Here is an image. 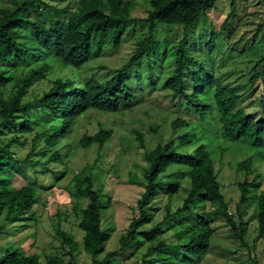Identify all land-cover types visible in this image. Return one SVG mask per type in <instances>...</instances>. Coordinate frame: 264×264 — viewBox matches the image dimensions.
<instances>
[{"label":"rangeland","instance_id":"1","mask_svg":"<svg viewBox=\"0 0 264 264\" xmlns=\"http://www.w3.org/2000/svg\"><path fill=\"white\" fill-rule=\"evenodd\" d=\"M41 1L39 12L31 10L23 18L48 26L47 12L55 16L56 10L74 12L80 0ZM131 1L135 4L133 16L147 18L152 0ZM232 1H219L216 5L218 7L208 12L191 29L159 27L151 54L145 55L128 72L129 83L141 92L142 101L131 110H122L117 114L88 112L79 119L72 133L67 134L57 148H52L47 142L52 115L46 114L37 106V101L50 85L48 82L37 83L29 90L24 99V103L30 105L28 112L18 116V122L10 128L1 127L0 138L9 144L14 153V161L21 171L14 179V186H35L39 190L38 202L28 212L31 220H22L21 217L28 215H19L20 219L14 221H7L4 215L0 220V227L4 228L0 232L2 256L8 251L19 249L39 255L41 264H49L55 257H61L66 264L103 263L109 253L120 248L121 240L128 235L133 220L140 216L138 201L146 187V153L154 150L160 143L175 139L177 133L172 131V123L181 115H188L193 132L201 141L207 142L212 151L223 195L230 204V215L238 223L242 216L238 211L241 201L239 185L245 181V175L238 170V166L247 158L253 157L257 173L262 175L251 189L253 197L250 208H243V220L248 223V246L230 232L223 217L214 214L212 208H217L218 205H208L206 211L213 231L212 246L207 256L195 264H264V235L260 236L259 233L255 200L256 195L264 193V153L260 152L264 150V143L258 145L249 140L230 142L221 131L216 110L206 120H200L197 114H188L183 109L181 100L172 97L162 87L164 80L174 70L180 42L188 35L185 48L189 50L195 63L201 66L206 61L215 79H220L222 83L233 87L242 85L243 100L239 108L256 115L262 113L264 106L260 99L264 97V81L258 80L253 85L251 79L259 67L264 44L253 46L250 39L259 28L264 30V0H234L237 3L236 15L228 25H224L231 11ZM45 4L49 10L43 11ZM3 5H9V1L0 4ZM57 19L67 20L68 16L57 15ZM149 28V25L134 23L119 50L106 51L102 57L79 69L82 79L107 81L116 75L135 56L141 42L149 38ZM213 32L216 34V51L210 58L207 57L204 45ZM23 33L22 40L31 45V32L24 29ZM200 40L203 46L199 44ZM44 60L57 64L50 55H45ZM155 62L156 68L158 67L156 72L160 76L153 80L151 66ZM43 64L41 55L36 68ZM30 69L16 67L11 70L4 90L7 95ZM26 116L33 120L32 132L24 130ZM100 128L112 130L113 138L104 147H83L81 139L86 134H96ZM38 133L45 134L35 145ZM57 149H60L61 161L53 160ZM177 171L183 172V169L172 167L167 177L175 173L174 178L180 180V187L172 199L166 191H161L149 210L153 215V222L141 229L150 230L162 224L161 237L152 243L145 242L127 248L110 264H190L184 258V250L179 248L188 244V241L180 239L181 220L176 215L189 195L190 180L178 175ZM89 176L93 179L94 187L102 192V227L110 234L104 250L95 258L84 250V233L79 228L81 208L88 204V199L79 192V184ZM168 206L172 217L166 221ZM196 210L193 211L196 219L204 216V210ZM60 231L70 235L78 245L72 254V246L66 243Z\"/></svg>","mask_w":264,"mask_h":264},{"label":"trees","instance_id":"2","mask_svg":"<svg viewBox=\"0 0 264 264\" xmlns=\"http://www.w3.org/2000/svg\"><path fill=\"white\" fill-rule=\"evenodd\" d=\"M9 1V5L0 6V128H10L16 119L28 112L30 105L24 103L29 90L37 83H49V89L37 101V106L46 114L52 115L47 132V142L52 148L72 133L80 118L90 111L117 114L122 110H131L138 105L143 96L129 83L128 72L134 68L145 55L151 54L156 44V32L159 27H184L191 29L208 12L213 11L222 0H152L148 17L135 18V4L131 0H80L74 12L56 10V16L47 12L49 25L28 21L23 15L31 10L40 11L41 0H0ZM237 3L232 1L231 11L224 25H228L236 15ZM49 10L48 5L45 8ZM42 14V13H41ZM66 14L67 20H58L57 15ZM134 23L149 25V38L141 42L135 56L116 75L107 81H84L79 69L103 56L106 51H117ZM264 24V21L262 22ZM28 29L32 44L28 45L22 37L23 30ZM188 35L180 42L176 54L174 70L163 82V89L172 97L181 100V105L188 114L195 113L198 119L206 120L216 110L221 131L230 142L241 140L254 141L258 145L264 143V109L256 115L239 108L243 100L242 85L233 87L215 79L207 62L198 66L185 48ZM251 43L264 44V30L259 28ZM216 34L204 45L207 57L216 51ZM200 45L202 44L200 40ZM203 46V44H202ZM264 48V45H263ZM44 64L36 68V63ZM53 56L56 65L45 62L44 56ZM16 67H30L28 74L20 79L14 89L7 95L5 88L10 72ZM156 62L151 66V78H159ZM264 81V50L260 58L256 74L251 79L253 85ZM264 106V97L260 99ZM25 132H32V118L24 117ZM192 121L188 115L178 117L172 123V131L177 133L175 139L160 143L154 150L146 153L147 169L145 172L146 187L138 201L140 216L136 217L128 235L122 238L120 248L109 253L103 263L110 264L120 253L135 245L154 242L163 234V225L158 224L150 230L141 229L153 222L149 212L161 191H166L172 199L181 183L178 178L167 177L172 167H180L183 172L178 175L190 180L189 195L184 206L176 212L181 220L180 239L188 244L180 246L184 250V258L190 264L202 260L210 252L213 240L212 229L208 223L207 206L215 215L223 217L230 232L248 246L246 229L248 223L243 220V208L251 206L252 188L262 177L257 173L253 157L239 164L238 170L245 175L240 183L241 201L238 208L242 215L240 223L230 215V204L223 195L222 183L219 180L213 154L207 142L201 141L193 132ZM155 129V128H154ZM182 131L181 133H178ZM46 133V132H45ZM45 133H38L34 144ZM113 138V131L100 128L94 134H86L81 139L85 148L98 145L104 147ZM14 141H19L14 139ZM262 154L264 150L260 151ZM9 144L0 138V220L6 216L7 221L20 219L19 215L31 212L38 202L39 190L32 185L22 188L14 186L15 177L20 174ZM31 157V156H30ZM28 158L30 160L31 158ZM61 161L60 149L53 157ZM183 173V174H181ZM254 179L251 180V178ZM79 192L88 199L85 208H81L82 220L79 224L84 233L83 248L92 257H97L104 250L110 234L103 230L100 214L102 192L94 187L91 176L79 184ZM256 215L259 222L260 236L264 235V193L255 196ZM200 204V205H197ZM169 207V206H168ZM204 210V216L195 218L193 211ZM166 218L168 221L172 214ZM32 219L31 215L28 216ZM0 227V232L3 230ZM61 232V231H60ZM67 244L72 246L71 254L78 245L70 235L60 233ZM0 264H41L39 255H27L24 250H11L0 256ZM49 264H66L61 257L53 258Z\"/></svg>","mask_w":264,"mask_h":264},{"label":"crops","instance_id":"3","mask_svg":"<svg viewBox=\"0 0 264 264\" xmlns=\"http://www.w3.org/2000/svg\"><path fill=\"white\" fill-rule=\"evenodd\" d=\"M26 215H28V216H30L29 214H26ZM24 216V215H23ZM28 216H25V217H21L22 218V220H31V219H29L28 218ZM26 252V251H25ZM1 253H3V252H0V255L2 256V254ZM27 255H35V254H30V253H27Z\"/></svg>","mask_w":264,"mask_h":264}]
</instances>
